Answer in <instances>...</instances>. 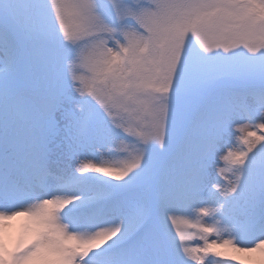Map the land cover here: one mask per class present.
Instances as JSON below:
<instances>
[{"label":"snow or ice","instance_id":"snow-or-ice-1","mask_svg":"<svg viewBox=\"0 0 264 264\" xmlns=\"http://www.w3.org/2000/svg\"><path fill=\"white\" fill-rule=\"evenodd\" d=\"M0 264H264V0H0Z\"/></svg>","mask_w":264,"mask_h":264},{"label":"bare ground","instance_id":"bare-ground-1","mask_svg":"<svg viewBox=\"0 0 264 264\" xmlns=\"http://www.w3.org/2000/svg\"><path fill=\"white\" fill-rule=\"evenodd\" d=\"M22 220L21 219H18L17 221H16V223H15V227L13 228L15 231H14V235H15V233H16V231H17V229H18V227H19V224H20V222H21Z\"/></svg>","mask_w":264,"mask_h":264}]
</instances>
